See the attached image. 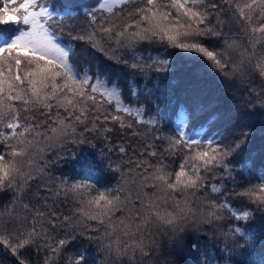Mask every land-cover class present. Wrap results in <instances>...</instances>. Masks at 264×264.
Instances as JSON below:
<instances>
[{
  "label": "snow or ice",
  "instance_id": "snow-or-ice-1",
  "mask_svg": "<svg viewBox=\"0 0 264 264\" xmlns=\"http://www.w3.org/2000/svg\"><path fill=\"white\" fill-rule=\"evenodd\" d=\"M0 26V193L12 194L0 246L18 264H32L33 248L53 264L69 247L65 264H264L250 130L196 95L173 103L159 84L179 50L231 82L259 80L249 96L264 109V0H0ZM104 61L126 71L112 79ZM114 131L137 138L130 155L123 144L97 151ZM69 145L111 180L94 168L56 175L76 157Z\"/></svg>",
  "mask_w": 264,
  "mask_h": 264
},
{
  "label": "trees",
  "instance_id": "trees-1",
  "mask_svg": "<svg viewBox=\"0 0 264 264\" xmlns=\"http://www.w3.org/2000/svg\"><path fill=\"white\" fill-rule=\"evenodd\" d=\"M65 2L78 4L91 2V0H65ZM216 2L222 3L223 0H216ZM229 16L230 14L220 15V22L225 29V33L227 34L229 30H232L233 35H238L235 31L237 26L230 22ZM213 22L216 23L215 19ZM8 28L9 26H0V31H7ZM76 43L78 52L85 47L82 43ZM170 51L175 52L176 55L170 69L166 73L159 74L163 77L159 80L160 88L169 90L173 103L189 100L193 95H196L210 105L221 117V120L230 124L234 130L247 127L251 134L246 141L244 156L249 157L254 162L256 174L264 172V109L255 103L254 97L249 96V89L260 91L259 80L240 85L238 82L234 83L224 79L210 67H206L207 62H193L186 59V54L181 53L179 50ZM103 59L101 57V60ZM100 67L102 71L110 73L112 79H115L118 75L122 76L123 72L126 71L120 66L112 64L111 61H104L100 64ZM151 75L152 80L149 81V86L157 82L158 74L152 73ZM124 78L126 79L127 77ZM108 135L111 137L108 142L95 141L97 143V151L100 148H104L105 144L109 147H117L123 144L125 147H129L130 155L131 150L136 147V137L129 136L126 133L121 134L119 131H114ZM69 147L76 153V157L73 158L71 154H67L65 159L68 163H61L60 166L56 167L54 170L56 175H60L62 172L64 175L72 177L75 175L77 168H94L97 170V177L101 183H107L111 180L110 174L106 173L103 168L98 167L95 158L88 156L86 148L82 152L81 148H77V146L69 145ZM112 155L115 158L119 154L114 152ZM253 182H256L255 178H253ZM37 187L38 185L34 184L31 191L33 193L36 192ZM229 188L231 189V185H229ZM11 195V193H0V207L9 203ZM28 199H32L31 194L28 195L24 202H27ZM33 204L42 208L44 201L41 200L39 205H36V201L33 199ZM49 205L56 211H67L63 205L56 207L51 205V202H49ZM253 227L257 232H264V221H261L258 214ZM261 254H264V244H258L256 249L255 255L258 257ZM45 255L44 250L37 252L35 248L25 253L26 258L30 259L32 264H43ZM71 255H73V251L69 247L53 264H65L67 258ZM174 259L175 264H184L187 258L177 256ZM0 264H18V262L10 251L4 250L0 246Z\"/></svg>",
  "mask_w": 264,
  "mask_h": 264
}]
</instances>
